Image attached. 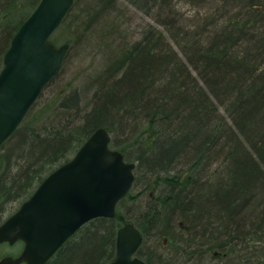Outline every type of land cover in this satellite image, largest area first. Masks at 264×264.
<instances>
[{
	"label": "trees",
	"instance_id": "trees-1",
	"mask_svg": "<svg viewBox=\"0 0 264 264\" xmlns=\"http://www.w3.org/2000/svg\"><path fill=\"white\" fill-rule=\"evenodd\" d=\"M40 1L0 0V71ZM62 25L103 58L78 85L44 89L2 145L0 224L105 127L136 162L134 186L116 217L84 224L46 264L113 261L126 223L148 264H264V0H75ZM127 200L144 206L136 223ZM162 236L166 254L148 243Z\"/></svg>",
	"mask_w": 264,
	"mask_h": 264
},
{
	"label": "water",
	"instance_id": "water-1",
	"mask_svg": "<svg viewBox=\"0 0 264 264\" xmlns=\"http://www.w3.org/2000/svg\"><path fill=\"white\" fill-rule=\"evenodd\" d=\"M74 2L41 0L13 37L0 71V149L61 71L71 44L56 45L51 36ZM110 143L108 130L99 127L0 225V243L24 244L19 256H5L0 264H46L84 224L116 217L134 186L136 162ZM143 239L126 223L118 231L117 256L107 264H147L137 256Z\"/></svg>",
	"mask_w": 264,
	"mask_h": 264
},
{
	"label": "rangeland",
	"instance_id": "rangeland-1",
	"mask_svg": "<svg viewBox=\"0 0 264 264\" xmlns=\"http://www.w3.org/2000/svg\"><path fill=\"white\" fill-rule=\"evenodd\" d=\"M139 16L132 18L133 21V25L137 26L138 23L142 24L143 23V19H141L140 16H142L141 13L138 14ZM143 17V16H142ZM66 26V25H65ZM53 37H57L59 39H61V41L59 42L58 45L66 42V40H68V38L74 39V35L73 32H70L66 27H64L62 25V27H60L58 30L55 31ZM71 47V50L68 53V58L64 64V66L62 67L63 70L60 74V77L58 80H56L54 82L53 85L49 86L48 88L45 89V96L44 97H48L50 98L51 96H53L55 94V92H57L59 89H61L63 86H67L68 88L72 85L70 83L74 82L73 85L76 86L77 81L81 79V77L89 74V73H93L96 68L98 67V65L101 63L102 61V53H98V48H93L87 44L84 43H80L77 45H73ZM77 79V80H76ZM72 85V86H73ZM137 191V189L134 187L133 193L135 194ZM148 196L145 197L144 202H142V204L144 203V205L147 204L148 202ZM141 201H134V202H129V200L125 201L120 210L121 212L125 215V217L127 219H132V221H134L136 223V220L139 218L140 214H141V210L144 209V206L142 204H140ZM21 205V202H15L12 203L10 206V209L8 211H6V213L4 214V216L1 219V223L11 214H13ZM140 205V207H139ZM152 241L148 242V243H155L156 245H158L159 251H161L162 253H168L169 251V246H167V242H168V238L167 241H165V236H162V238L160 239V241L156 238L153 237L151 239ZM164 240V243H163ZM162 241V242H161ZM176 247V248H175ZM22 248V244L21 243H16L14 245H9L7 244H1L0 245V259L4 256L7 255H15V253H17L18 249L19 251ZM146 248H148L146 246ZM173 248H174V253L175 251L177 252V246H175L173 244ZM180 250V249H178Z\"/></svg>",
	"mask_w": 264,
	"mask_h": 264
},
{
	"label": "flooded vegetation",
	"instance_id": "flooded-vegetation-1",
	"mask_svg": "<svg viewBox=\"0 0 264 264\" xmlns=\"http://www.w3.org/2000/svg\"><path fill=\"white\" fill-rule=\"evenodd\" d=\"M8 242L0 243L1 244H7ZM9 244V243H8ZM10 245V244H9ZM12 246V245H11ZM141 248V247H140ZM139 256V255H138ZM140 257V256H139ZM144 260V259H143ZM145 261V260H144ZM148 264V263H147Z\"/></svg>",
	"mask_w": 264,
	"mask_h": 264
},
{
	"label": "bare ground",
	"instance_id": "bare-ground-1",
	"mask_svg": "<svg viewBox=\"0 0 264 264\" xmlns=\"http://www.w3.org/2000/svg\"><path fill=\"white\" fill-rule=\"evenodd\" d=\"M75 3V2H74ZM71 48V47H70ZM7 52V51H6ZM60 73V72H59ZM49 83L47 84V86L45 87V89L48 87ZM44 91V90H43ZM97 130V129H96Z\"/></svg>",
	"mask_w": 264,
	"mask_h": 264
}]
</instances>
